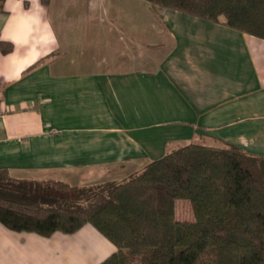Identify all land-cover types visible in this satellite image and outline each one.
Returning a JSON list of instances; mask_svg holds the SVG:
<instances>
[{
	"label": "crops",
	"instance_id": "crops-1",
	"mask_svg": "<svg viewBox=\"0 0 264 264\" xmlns=\"http://www.w3.org/2000/svg\"><path fill=\"white\" fill-rule=\"evenodd\" d=\"M145 2L6 0L0 170L87 186L126 179L168 145L264 156V40ZM115 251L91 225L42 237L0 223V264H100Z\"/></svg>",
	"mask_w": 264,
	"mask_h": 264
},
{
	"label": "trees",
	"instance_id": "trees-1",
	"mask_svg": "<svg viewBox=\"0 0 264 264\" xmlns=\"http://www.w3.org/2000/svg\"><path fill=\"white\" fill-rule=\"evenodd\" d=\"M144 1L264 40V0ZM12 49L0 40L2 53ZM179 201L194 220L176 218ZM0 223L42 237L91 225L116 247L100 264H264V156L189 144L122 181L87 186L17 180L1 169Z\"/></svg>",
	"mask_w": 264,
	"mask_h": 264
},
{
	"label": "rangeland",
	"instance_id": "rangeland-1",
	"mask_svg": "<svg viewBox=\"0 0 264 264\" xmlns=\"http://www.w3.org/2000/svg\"><path fill=\"white\" fill-rule=\"evenodd\" d=\"M218 147H223V146H218ZM176 148H178V147H176L175 145L174 146L168 145V147L166 148L165 154L171 152L172 150H176ZM152 160L153 159H150V161H152ZM143 168L144 167H141V169H139V171L136 173H140L143 170ZM133 174H135V173L130 174L129 176H127V178L132 176ZM25 197L28 198V200H29V197L33 198V199L39 198L37 196L35 197L34 195H25ZM16 199H18V197H16ZM43 203L47 204V202H44V201H43ZM176 218L180 221H192V220H194V212L192 211L191 205L188 201L177 202Z\"/></svg>",
	"mask_w": 264,
	"mask_h": 264
}]
</instances>
